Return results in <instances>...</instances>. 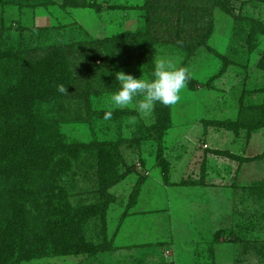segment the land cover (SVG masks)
I'll list each match as a JSON object with an SVG mask.
<instances>
[{"label":"rangeland","instance_id":"374dc122","mask_svg":"<svg viewBox=\"0 0 264 264\" xmlns=\"http://www.w3.org/2000/svg\"><path fill=\"white\" fill-rule=\"evenodd\" d=\"M263 22L264 0H0L1 54L58 49L71 75L35 106L88 144L56 183L75 207L104 206L82 223L87 251L21 264H264V125L217 124L264 107ZM160 58L190 69L180 100L116 108L115 73L150 78ZM100 146L115 156L103 188Z\"/></svg>","mask_w":264,"mask_h":264},{"label":"trees","instance_id":"16d2710c","mask_svg":"<svg viewBox=\"0 0 264 264\" xmlns=\"http://www.w3.org/2000/svg\"><path fill=\"white\" fill-rule=\"evenodd\" d=\"M1 53L0 264H21L41 256L87 251L82 223L104 206L71 205L56 179L57 174L69 168L68 158H76L88 144L65 141L48 120L38 116L35 107L61 95L59 84L67 88L71 83L66 60L58 49L37 57L25 55V50ZM263 114V106H240L236 120L217 124L235 132L246 127L248 135L264 125ZM159 123L158 119L157 127ZM96 151L98 178L103 188L114 171L115 156L105 146ZM43 181L45 184L40 186ZM34 202L43 216H31L32 208L27 204Z\"/></svg>","mask_w":264,"mask_h":264},{"label":"clouds","instance_id":"9594fccd","mask_svg":"<svg viewBox=\"0 0 264 264\" xmlns=\"http://www.w3.org/2000/svg\"><path fill=\"white\" fill-rule=\"evenodd\" d=\"M119 89L111 96V102L116 108H125L135 104L136 111L143 117H151L157 103L170 106L180 100L181 91L191 79L187 66H177L166 58H160L153 63L150 78L134 77L123 70L115 73ZM57 89L66 93L65 84H59ZM113 110L104 113L103 119L110 121Z\"/></svg>","mask_w":264,"mask_h":264}]
</instances>
